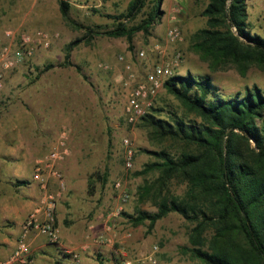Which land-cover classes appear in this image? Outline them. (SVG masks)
<instances>
[{
  "label": "rangeland",
  "instance_id": "1",
  "mask_svg": "<svg viewBox=\"0 0 264 264\" xmlns=\"http://www.w3.org/2000/svg\"><path fill=\"white\" fill-rule=\"evenodd\" d=\"M60 0H0V34L6 29L23 32L42 30L49 34L47 49H39L25 65L3 77L0 91V150H8L9 143L23 142L24 149L43 150L45 155L65 130L69 157L60 164V172L67 190L58 203L64 206L65 218L61 227L82 228L103 225L106 213L120 208L111 221L110 230L119 226L120 243L115 264L123 260L131 264H200L187 249L192 248L190 236L195 226L181 215L170 212L149 230L148 221L135 225L139 212L154 213V195L160 190L159 170H147L152 163H160L155 152L179 156L186 146L170 139H158L140 121L129 125L123 117V107L130 87L129 73L141 79L158 61L150 49L159 44L166 59L180 53L181 61L173 68L174 75H207L223 98L256 86L264 91V66L250 64L241 73L232 64L211 68L192 46L195 34L206 28L201 15L208 0H162L161 16L148 33L137 31L131 42L126 37L96 35L85 39L70 53L71 66H65L67 45L85 38L84 29L70 27L59 12ZM69 4V16L83 27L112 30L115 17L123 14L131 0H63ZM157 0H145L142 12L133 21L121 20L128 28L139 25L154 8ZM247 19L251 34L264 38V0H248ZM176 27L180 40L167 43L166 33ZM138 51L146 57L139 59ZM122 58V60H120ZM130 66V71L125 69ZM51 66L48 70L45 68ZM155 109L160 115L174 111L185 120L201 122L187 114L181 103L166 90L157 96ZM128 138L134 150V166H123L122 142ZM40 155V156H41ZM0 161L1 158H0ZM8 166V165H7ZM4 175L0 171V176ZM31 171H29V178ZM101 176V180L97 178ZM120 181V190L114 184ZM187 183L181 178L168 180L162 189L169 197L182 198ZM124 192L125 202L116 199ZM116 220V221H115ZM107 226V225H106ZM60 227V226H59ZM66 230V229H63ZM212 230L203 236L210 239ZM106 256H98L101 261ZM108 257V255H107ZM98 262L94 263L97 264Z\"/></svg>",
  "mask_w": 264,
  "mask_h": 264
},
{
  "label": "trees",
  "instance_id": "2",
  "mask_svg": "<svg viewBox=\"0 0 264 264\" xmlns=\"http://www.w3.org/2000/svg\"><path fill=\"white\" fill-rule=\"evenodd\" d=\"M161 1H156L139 25L128 28L121 20L133 21L145 6V0H131L126 11L115 17V28L102 30L75 22L69 16V4L60 0L63 20L86 31L85 38L67 45L64 65L71 66L72 49L85 39L104 35L131 42L135 32L148 33L162 15ZM247 1L208 0L202 11L206 28L195 34L192 48L211 68L232 64L243 73L250 64L264 66V38L248 30ZM164 89L201 122L185 120L186 116L174 111L162 118L163 110L155 108L141 120L158 139L182 143L188 151L176 157L164 151L154 153L161 162L150 164L147 170L161 172L160 190L154 195L157 211L139 212L134 224L148 221L150 230L175 212L195 223L190 236L193 247L187 251L200 264H264V91L254 86L223 98L209 76L189 72L168 79ZM172 178L187 183L182 198L163 194ZM208 230L212 235L207 241L203 234Z\"/></svg>",
  "mask_w": 264,
  "mask_h": 264
},
{
  "label": "built area",
  "instance_id": "3",
  "mask_svg": "<svg viewBox=\"0 0 264 264\" xmlns=\"http://www.w3.org/2000/svg\"><path fill=\"white\" fill-rule=\"evenodd\" d=\"M180 40V33L176 27H171L166 33L167 43ZM50 44L49 34L42 30L23 32L17 29H6L0 34V91L3 88V77L19 66L30 62L39 49H47ZM151 53L158 55V61L147 71L141 79L129 73L126 85L130 90L126 96L123 107V117L127 124L135 125L146 115L150 114L155 105L157 96L164 90L165 82L173 77V68L181 61L180 53H175L166 59L159 44L150 49ZM137 57H146L144 51H138ZM122 60V58H120ZM125 69L130 71V66ZM66 131H60L55 146L41 157L35 164L33 180L39 185L42 197L39 205L34 208L21 225V237L10 256L0 264H35L30 255L27 236L31 233L42 235L54 245L60 244V231L56 221L58 201L66 193L67 185L60 172V164L69 157L67 149ZM123 145V166L125 170H131L134 166V150L132 142L125 138ZM54 180V190L49 189L50 180ZM115 190H120V181L114 184ZM120 202H125L127 195L122 192L116 196ZM120 208H115L106 213V227L110 230L111 221L116 217ZM61 253L72 260H79V253L69 248H61ZM120 264H131L129 261H121Z\"/></svg>",
  "mask_w": 264,
  "mask_h": 264
},
{
  "label": "crops",
  "instance_id": "4",
  "mask_svg": "<svg viewBox=\"0 0 264 264\" xmlns=\"http://www.w3.org/2000/svg\"><path fill=\"white\" fill-rule=\"evenodd\" d=\"M24 149L18 140L9 143L8 150H0V262L14 250L21 237V225L28 214L36 208L42 192L33 180L36 162L44 156L43 150ZM41 155V156H40ZM8 165V166H7ZM29 171L31 175L29 178ZM54 180H50L49 189L54 190ZM65 197L61 201H64ZM64 206L57 204L56 221L60 231V244H51L46 237L31 233L27 236L30 255L35 264H115L120 249L114 244L120 243L118 220L111 230L103 225L82 226V228L61 227L65 218ZM116 221V220H115ZM60 226V227H59ZM66 229V230H63ZM61 248H69L79 253L74 261L61 253ZM106 256L98 261V256ZM108 255V257H107Z\"/></svg>",
  "mask_w": 264,
  "mask_h": 264
}]
</instances>
